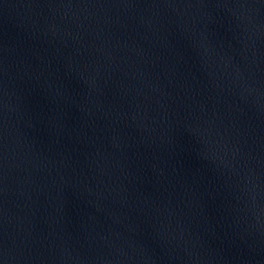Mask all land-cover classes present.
<instances>
[{
  "label": "water",
  "instance_id": "95a60500",
  "mask_svg": "<svg viewBox=\"0 0 264 264\" xmlns=\"http://www.w3.org/2000/svg\"><path fill=\"white\" fill-rule=\"evenodd\" d=\"M0 264H264V0H0Z\"/></svg>",
  "mask_w": 264,
  "mask_h": 264
}]
</instances>
